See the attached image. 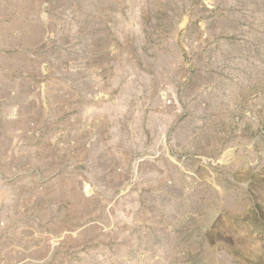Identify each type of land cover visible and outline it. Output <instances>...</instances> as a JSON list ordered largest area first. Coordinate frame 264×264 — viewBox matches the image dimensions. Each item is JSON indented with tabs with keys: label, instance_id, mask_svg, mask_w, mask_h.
<instances>
[{
	"label": "rangeland",
	"instance_id": "rangeland-1",
	"mask_svg": "<svg viewBox=\"0 0 264 264\" xmlns=\"http://www.w3.org/2000/svg\"><path fill=\"white\" fill-rule=\"evenodd\" d=\"M0 264H264V0H0Z\"/></svg>",
	"mask_w": 264,
	"mask_h": 264
}]
</instances>
